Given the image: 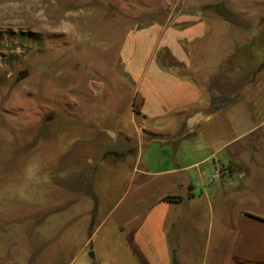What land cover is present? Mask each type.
Instances as JSON below:
<instances>
[{
  "label": "rangeland",
  "instance_id": "rangeland-1",
  "mask_svg": "<svg viewBox=\"0 0 264 264\" xmlns=\"http://www.w3.org/2000/svg\"><path fill=\"white\" fill-rule=\"evenodd\" d=\"M140 2L0 0V259L136 264L120 225L144 213L130 208L137 178L129 163L118 171L103 166L94 184L85 186V119H107L114 112L126 118L134 108L116 63L126 31L138 21ZM225 5L219 10L242 21L241 4L225 0ZM218 27L209 20L207 45L211 42L213 50L202 59L220 54L224 36ZM200 59L193 51V76L209 80L214 96L224 94L226 79L217 83ZM260 61L264 31L218 76L241 79ZM212 209L214 214L213 202L204 200L185 209L188 222L196 225L194 237L186 229L177 243L168 230L174 264H228L230 247L217 240Z\"/></svg>",
  "mask_w": 264,
  "mask_h": 264
},
{
  "label": "crops",
  "instance_id": "crops-1",
  "mask_svg": "<svg viewBox=\"0 0 264 264\" xmlns=\"http://www.w3.org/2000/svg\"><path fill=\"white\" fill-rule=\"evenodd\" d=\"M139 1L138 21L126 31L116 63L134 108L126 118L114 112L85 119V186L103 166L118 171L129 163L137 178L130 208L144 213L121 224L120 232L136 264L128 234L147 264H174L168 230L177 243L186 229L194 237L185 209L202 200L213 202L217 240L230 247L227 263L264 264V62L241 79L218 76L263 33L264 10L256 8L264 0H235L240 22L219 10L225 0ZM209 20L219 25L223 46L216 57L202 59L212 49ZM193 51L217 83L226 79L224 94L214 96L209 80L193 76ZM199 114L189 134L186 122Z\"/></svg>",
  "mask_w": 264,
  "mask_h": 264
},
{
  "label": "water",
  "instance_id": "water-1",
  "mask_svg": "<svg viewBox=\"0 0 264 264\" xmlns=\"http://www.w3.org/2000/svg\"><path fill=\"white\" fill-rule=\"evenodd\" d=\"M26 74H27L26 72L20 73L19 78H23ZM200 116H201V114L195 115V116L189 118V120L186 122L187 132L189 134L193 133V128L198 123Z\"/></svg>",
  "mask_w": 264,
  "mask_h": 264
},
{
  "label": "trees",
  "instance_id": "trees-1",
  "mask_svg": "<svg viewBox=\"0 0 264 264\" xmlns=\"http://www.w3.org/2000/svg\"><path fill=\"white\" fill-rule=\"evenodd\" d=\"M166 200H168V201H176L177 199L176 198H167ZM127 236H128L129 246H130L131 250L133 251V253L136 255L139 263L140 264H147V262L145 261L143 256L140 254V252L136 249V247L132 243L130 234H128Z\"/></svg>",
  "mask_w": 264,
  "mask_h": 264
},
{
  "label": "built area",
  "instance_id": "built-area-1",
  "mask_svg": "<svg viewBox=\"0 0 264 264\" xmlns=\"http://www.w3.org/2000/svg\"><path fill=\"white\" fill-rule=\"evenodd\" d=\"M221 176V172H217L215 177H220Z\"/></svg>",
  "mask_w": 264,
  "mask_h": 264
}]
</instances>
